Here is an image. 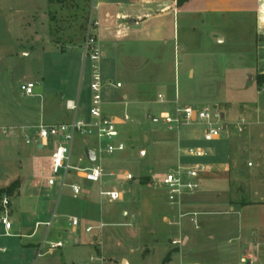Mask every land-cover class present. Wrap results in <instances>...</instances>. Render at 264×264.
<instances>
[{"label": "rangeland", "instance_id": "obj_1", "mask_svg": "<svg viewBox=\"0 0 264 264\" xmlns=\"http://www.w3.org/2000/svg\"><path fill=\"white\" fill-rule=\"evenodd\" d=\"M47 6V0H0V54L8 56L4 63L0 62L1 117L31 101L40 109L42 98L21 96L20 82L24 81L36 83V87L43 88V95L57 102L65 95V100L58 102L63 107L61 112L66 100L76 99L80 91L79 114L89 112L91 66L89 60L84 63L83 43L90 20L99 21L97 36L102 51L100 69L104 90L107 85L113 86V91L122 95L147 85L154 88L151 91L154 96L163 92L168 99L178 97L182 106L212 109L216 106L221 111L228 109L229 104L225 102L235 104L251 98L242 88L248 80L245 71L252 67L254 60L251 41L241 42L235 35L216 43L210 40L211 35H206L207 23L194 22L198 28L190 32L185 18L180 20L176 39L167 37L165 41L155 36L130 34L128 24L124 26L121 20L103 21L98 15L96 0H53L49 16ZM229 19L234 18L227 16L226 20H219ZM28 50L29 55L20 56V51ZM117 81L122 82V88H115ZM167 107L171 109L170 105ZM161 109L157 104L138 102L113 109L117 114L127 113L130 117L127 124L119 126L127 155L124 152L103 154L98 163L107 174L133 176L131 180L104 177L103 187L122 191V199H104L99 195V184H90L72 174L67 175V185L62 187L63 172L54 175L52 182H39L33 192L48 200L45 221H52V226L48 232L47 227L42 226L32 239L1 235L0 248L5 249L0 250V264H127L124 260L128 264L197 261L227 264L235 261L238 257L234 245L238 241L229 242V239L239 234V205L259 199L255 190L257 179L264 173V154H258L257 148L264 147L259 139L264 126L255 124V116L248 110L244 115L252 122L239 131L240 113L232 110L226 114L223 123L227 124V130L222 137L226 143L219 145L222 155L227 153L228 162H234L232 167L235 166L236 171L230 173V188L226 190L223 183H218L210 192L189 196V201H205L207 205L195 208L199 212V229H195L189 216L181 219L180 228L162 220L169 213L167 193L158 181L153 183L152 177L175 166L179 150L191 146L195 139L202 140L204 128L196 125L169 130L159 116ZM149 112L156 118L148 117ZM1 124L6 123L0 119ZM2 137L0 128V139ZM75 143L76 147H81L79 138L76 137ZM141 149L146 151L145 155H141ZM78 157L80 155L74 153L72 164L78 162ZM13 162L10 160L9 165ZM239 169L242 172L238 175ZM71 183L89 185L91 194L86 199L75 195L69 187ZM146 191L157 197L158 210L146 212L143 203L135 200ZM84 203L89 205L88 212L81 206ZM232 206L235 211L231 210ZM124 210L128 215L123 214ZM86 212L88 215L84 216ZM75 215L79 224L73 232L71 217ZM88 226L94 227L91 232L86 230ZM179 228L189 233L190 246L179 247L172 243L173 239L183 237L175 232ZM29 241L38 245H22ZM54 241H60L62 248H56L54 255L47 254V248ZM41 244L44 247L40 251ZM256 253L255 264H264V246H259ZM206 255L213 258L207 259Z\"/></svg>", "mask_w": 264, "mask_h": 264}, {"label": "crops", "instance_id": "obj_2", "mask_svg": "<svg viewBox=\"0 0 264 264\" xmlns=\"http://www.w3.org/2000/svg\"><path fill=\"white\" fill-rule=\"evenodd\" d=\"M47 4L46 13L48 14L49 7L53 4V0H47ZM96 8L99 17H101L103 21L115 19L117 21L121 20L124 26L128 24V27L126 28L130 34L146 35V37L155 36L164 39L165 41H167V37H173L176 39L178 28L180 27V20L185 18L188 21L187 27L190 32H195L198 28L197 25L207 23L208 30L206 35L210 36L213 32H217L223 37V41L221 42H225L227 36L230 37L235 35L241 39V42H253V65L245 71L248 80L246 85L244 84L242 87L245 88V91L247 90V92L251 94V98H245L246 100L235 104L225 102L226 104H229L228 109L222 110V112L224 117L232 110L239 112L241 115L240 119H246L249 124L252 121L249 122L244 113L251 110L252 114L255 116V124L264 126V85L259 88L256 82L257 74L264 73V0H188L183 4H178L177 0H96ZM227 16H233L234 19L221 21L222 19L226 20ZM220 18L221 20H219ZM194 22H200V24L197 23L196 25ZM29 53H31L30 50L20 51V56L23 57L29 55ZM7 57L8 56L0 54V62L4 63L5 60H7ZM190 72L193 73L192 70H190ZM24 82H20V84ZM117 83H121V86H117ZM122 87V82L117 81L115 88ZM153 89L154 88L151 86L140 85L136 90L129 93L124 92L122 95H119L117 91H113V86L110 87L107 85L105 90L103 89V113L105 115L122 118L127 113H124V115L117 114L116 112H113L116 111L113 110L114 107L121 105H125L126 107L131 102L150 105L157 104L162 108L161 111L168 109L167 106L169 105L172 108L170 102L174 99H168L163 92L154 96V93L151 92ZM35 92L36 95L28 96L21 91V96L28 99H34L36 97L42 98L40 109L38 108L37 103L34 107V104L31 101V103L25 106L22 105L18 107L17 111L11 110L5 116H0V119L6 123L0 125L2 134L4 135V137L0 139V162L2 164L0 166L2 168L0 172V189L8 187L16 180L20 181L19 188L11 196V202L9 205L10 219L12 222L11 229L7 231L4 225L0 222V237L1 235H20L21 237L32 239L42 226L47 227V232L52 226V221L50 226L45 224L48 222L45 221L48 214V200L46 197L34 193L33 190L39 182L47 180H50L51 182L53 181L54 175L51 172V155L57 144L60 142V139L57 137H50L48 140L42 141L39 137V125H54L70 122L76 114L67 107L66 103L63 109L64 112L63 110L61 112L63 107L61 108V105L59 106L58 102L61 104V102L65 100V95H62L63 98H58L59 101L57 102V100L52 99V97L50 99V97L43 95L44 92L42 87H36ZM159 95H164L167 98V102L160 103ZM67 100L78 102V107L80 109V91L76 99L69 98ZM104 106H106L107 109L109 108V110L106 111ZM79 109L76 116L84 117L86 119L90 118L88 112H83L80 115ZM147 116L152 117L153 119L156 118V115L150 112ZM128 122L129 121L122 125H125ZM4 128L9 131H14V134L5 135L3 133ZM77 138H79L81 147H76L78 145L75 143V138L72 146V158L74 157V153L77 155L79 154L80 157H78L77 163L73 162V165L78 167L90 166L93 162H90L87 159L84 149L85 147H88L94 150L97 146V140L95 137L77 136ZM259 139L260 142L264 144V130L259 133ZM223 141L224 140L221 139L208 145L212 153L210 152L207 161L211 163L212 170L204 175L201 189L195 195H201L203 192L212 191L218 183H223L226 190L230 188V173L233 170H236L234 168L235 166L232 167L228 162L226 156L227 153H225L226 146L225 149H223L225 154L222 155L221 153L222 148L219 144ZM191 145L207 144L204 143L203 140L195 139ZM80 149L82 150L80 151ZM257 149L258 154H264V147L259 146ZM140 153L141 155H145L146 151L141 149ZM124 154L127 155V151H125ZM180 159H182V157L179 153L177 163ZM10 160L14 162L9 165ZM215 160L220 161L215 162ZM15 162H17L16 165ZM110 173H105L104 177H115L111 176ZM69 174L86 181L75 171H71ZM257 180L258 188L255 190V194L259 196V199L251 203L248 201L249 204L241 203L239 205L240 210H238V214L241 218L239 222V234L236 238H233L234 240L232 238L229 239V242H234L235 240L238 241L236 245L233 244L234 252L237 253L238 257L235 261H238L244 254L250 251H253L257 256L256 250L258 247L261 245L264 246V173L261 174L260 178ZM86 182L94 184L89 181ZM142 185L150 186L148 184ZM89 187V185H86V187L83 186V192L79 195H82V197H85L86 199V196L91 194V190L88 189ZM135 200L140 204L143 203L146 212H149L151 209L158 210L160 204L157 197L149 194L148 191L144 192L141 198H136ZM204 202H191L188 199L186 201V210L196 211L198 209L196 206L201 207L207 205ZM229 202L234 206H237L235 201L230 200ZM81 206L83 209L85 208L87 212L89 211L87 210L89 209L87 203H84ZM231 210L235 211V207L232 206ZM168 211L169 213L165 214L162 218L164 223L173 226L177 225L181 228L182 218L180 219L178 217V212L171 209L169 204ZM87 212L83 215L87 216ZM123 214L128 215V211L124 210ZM73 217H76V215ZM172 218H175V220L173 221ZM77 225L74 226L72 224L73 232L77 230ZM180 228L175 232L183 236V246L188 247L190 246L191 237L188 232ZM152 233L154 232L152 231ZM211 237L212 236L209 238ZM69 239L72 238L70 237ZM194 244H196V241L193 245ZM22 245L25 247H33L38 244L29 241L24 242ZM42 245L43 244H41L39 249H41ZM4 249L5 248H0V250ZM49 250L50 248L48 247L46 251L47 254L54 255L56 253L55 249L53 252H49ZM205 257L207 259L213 258L211 255H206ZM124 261L128 264L127 260ZM197 263L205 264L201 261H197Z\"/></svg>", "mask_w": 264, "mask_h": 264}, {"label": "built area", "instance_id": "obj_3", "mask_svg": "<svg viewBox=\"0 0 264 264\" xmlns=\"http://www.w3.org/2000/svg\"><path fill=\"white\" fill-rule=\"evenodd\" d=\"M99 25L97 20L89 21L84 43L83 54L84 63L90 61V89H91V106L89 109L88 119L78 117V102L67 100V107L75 112V117L70 122L54 124V125H39V137L42 141L48 140L50 137H57L60 142L57 144L51 155V172L53 175H59L63 172L62 187L66 184V177L71 171H75L86 181L97 183L100 185L99 195L109 201H116L123 198L124 193L116 188L103 187V177L105 176L104 169L100 161L101 155H112L116 152H125L126 144L120 138L119 126L130 120L129 115L125 114L122 118L105 115L103 113V89L100 61L102 51L99 45V39L96 29ZM94 27V31H92ZM121 86V83H117ZM36 84L34 82H24L20 84V90L28 96L36 95ZM159 102L166 103L164 95H159ZM171 109L162 110L159 114L169 130H180L182 127H191L196 125L203 126L202 140L207 145H191L180 151L182 159L171 167L168 171L152 177L153 183L158 181L160 186L166 190L167 201L171 209L178 212V217L189 216L190 222L195 229H199L198 211L186 210V201L189 196L196 194L201 189V183L204 175L212 170V165L207 161L210 156V148L208 145L222 139L224 131L227 130V124L223 123V112L217 107L210 108L209 106H182L178 97L170 102ZM248 121L241 118L237 123V128L242 131ZM5 135L14 134V131H9L4 128ZM77 136L95 137L97 146L94 149L97 159L90 166L78 167L72 164V146ZM197 159V160H193ZM111 176L122 178L125 180L133 179L130 173H110ZM152 183V184H153ZM69 187L75 195L83 192V188L78 183H71ZM11 196L3 194L0 198V222L5 229L9 231L12 226L10 219L9 205ZM72 224L76 226L78 219L71 217ZM51 225V221L45 223ZM94 227L88 226L86 230L91 232ZM172 243L176 246H183V237L175 238ZM62 246L60 241L50 243L49 252ZM44 246L42 245L40 251ZM40 254V253H38ZM101 259V258H100ZM257 256L253 251L244 254L238 261L229 264H255ZM180 264H200L197 262H181Z\"/></svg>", "mask_w": 264, "mask_h": 264}, {"label": "trees", "instance_id": "obj_4", "mask_svg": "<svg viewBox=\"0 0 264 264\" xmlns=\"http://www.w3.org/2000/svg\"><path fill=\"white\" fill-rule=\"evenodd\" d=\"M188 0H177L178 4H183L184 2H186ZM256 82H257V86L260 88L264 85V73H259L256 76ZM231 165H234V162H231ZM238 174H240L242 172L241 169L238 170ZM20 185V181L16 180L14 182H12L8 187L6 188H2L0 189V198L2 197L3 194H7L9 196H12L15 191L19 188ZM243 204H249L247 201H243Z\"/></svg>", "mask_w": 264, "mask_h": 264}, {"label": "water", "instance_id": "obj_5", "mask_svg": "<svg viewBox=\"0 0 264 264\" xmlns=\"http://www.w3.org/2000/svg\"><path fill=\"white\" fill-rule=\"evenodd\" d=\"M211 38H212V40H213L214 42H216V43H219V42L223 41V37H222V35H220V34L217 33V32H213V33L211 34ZM60 98H63V97L60 96ZM223 116H224V115H223ZM84 152H85V155H86L87 159H88L90 162H95V161H96V159H97V155H96V153H95L94 150H92V149H90V148H88V147H85Z\"/></svg>", "mask_w": 264, "mask_h": 264}]
</instances>
